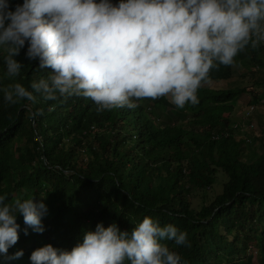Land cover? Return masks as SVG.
Wrapping results in <instances>:
<instances>
[{"label":"trees","instance_id":"trees-1","mask_svg":"<svg viewBox=\"0 0 264 264\" xmlns=\"http://www.w3.org/2000/svg\"><path fill=\"white\" fill-rule=\"evenodd\" d=\"M26 47L14 57L23 65L16 77L7 78L0 63V85L27 87L46 76ZM241 52L255 67L253 84L213 87L236 72L234 63L220 64L198 88V102L182 108L163 96L150 98V106L140 99L135 108L98 111L75 95L15 104L0 95V194L5 202L34 196L47 209L39 233L29 228L25 235L17 214L18 239L7 251L22 249V263L45 244L70 251L97 223L130 231L149 216L186 233L184 245L163 241L186 264H264V108L254 128L242 131L232 104L247 96L246 109L264 97V44ZM37 108L42 114L33 116ZM164 113L169 121L159 118Z\"/></svg>","mask_w":264,"mask_h":264},{"label":"clouds","instance_id":"clouds-1","mask_svg":"<svg viewBox=\"0 0 264 264\" xmlns=\"http://www.w3.org/2000/svg\"><path fill=\"white\" fill-rule=\"evenodd\" d=\"M9 4L10 0H0V63L5 76L19 74L23 65L14 57L26 43L25 56L48 72L27 87L19 82L0 85L7 104L75 95L91 99L100 111L135 108L142 98L163 96L182 108L198 102L197 90L209 79L210 69L232 65L248 45L264 44V0H23L13 8ZM42 111L37 108L32 115ZM46 210L43 199L5 202V194H0V258L5 264H186L163 243L184 245L186 233L173 224L161 226L149 216L130 231L114 222L107 227L97 223L70 251L45 244L30 253L29 261L17 262L23 250L7 251L18 239L17 214L27 235L29 228L44 231L41 218Z\"/></svg>","mask_w":264,"mask_h":264},{"label":"rangeland","instance_id":"rangeland-1","mask_svg":"<svg viewBox=\"0 0 264 264\" xmlns=\"http://www.w3.org/2000/svg\"><path fill=\"white\" fill-rule=\"evenodd\" d=\"M112 2L116 3V0H112ZM242 54H243V52H241L238 56H236L234 58V64H235L236 72H235L233 78L230 79L227 83H224V81H222L220 83L221 80H217V81L215 80L216 82L213 83V87H218V88L221 86L234 87V86H238V85L247 86V85L254 83V81H255L254 75L255 74L253 71L255 70V67L254 66L249 67L248 58L244 57L243 59H241ZM214 70H217V69L216 68L211 69V71H214ZM212 73H214V72H212ZM208 83H210V82H208ZM245 98H247V96L239 97L238 101L234 100V102L232 103L236 109V113L234 116H236L238 118H240V115H242V111L246 107L245 106L246 103L244 100ZM141 102L147 106L151 105L150 98H142ZM258 113H259V115L263 114L262 110H259ZM159 118L164 120V121L170 120L169 116L166 113H164L163 115H160ZM258 123H259L258 124L259 125L258 134L261 133V135H262V131H264V116H262V118L258 119ZM219 191H220V186L216 185L213 188V190L209 191L208 195L211 197L215 192H219ZM209 196H208V198H210ZM193 202H194L195 207L200 208V206L203 203V194L199 193V192L196 193L193 196Z\"/></svg>","mask_w":264,"mask_h":264},{"label":"built area","instance_id":"built-area-1","mask_svg":"<svg viewBox=\"0 0 264 264\" xmlns=\"http://www.w3.org/2000/svg\"><path fill=\"white\" fill-rule=\"evenodd\" d=\"M262 69L264 71V67ZM261 106L264 108V97L259 99V103H253L243 111L240 116L241 121H237L235 127L242 131H249V129L254 128L255 118Z\"/></svg>","mask_w":264,"mask_h":264}]
</instances>
